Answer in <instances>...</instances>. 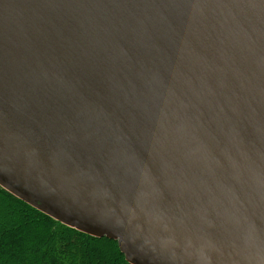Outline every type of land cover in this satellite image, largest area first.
Returning a JSON list of instances; mask_svg holds the SVG:
<instances>
[{
    "label": "water",
    "instance_id": "obj_1",
    "mask_svg": "<svg viewBox=\"0 0 264 264\" xmlns=\"http://www.w3.org/2000/svg\"><path fill=\"white\" fill-rule=\"evenodd\" d=\"M0 188L128 264H264V0H0Z\"/></svg>",
    "mask_w": 264,
    "mask_h": 264
},
{
    "label": "trees",
    "instance_id": "obj_2",
    "mask_svg": "<svg viewBox=\"0 0 264 264\" xmlns=\"http://www.w3.org/2000/svg\"><path fill=\"white\" fill-rule=\"evenodd\" d=\"M0 264H128L117 244L67 228L0 188Z\"/></svg>",
    "mask_w": 264,
    "mask_h": 264
}]
</instances>
